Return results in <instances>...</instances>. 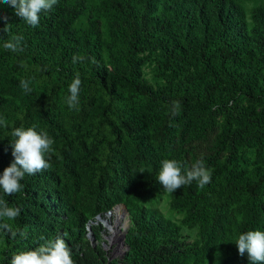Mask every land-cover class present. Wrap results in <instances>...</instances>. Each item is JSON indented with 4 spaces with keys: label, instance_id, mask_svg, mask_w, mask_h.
I'll list each match as a JSON object with an SVG mask.
<instances>
[{
    "label": "trees",
    "instance_id": "trees-1",
    "mask_svg": "<svg viewBox=\"0 0 264 264\" xmlns=\"http://www.w3.org/2000/svg\"><path fill=\"white\" fill-rule=\"evenodd\" d=\"M85 9L84 0H57L32 27L0 0V175L14 159V128L34 126L54 140L48 169L25 174L12 195L0 188V200L21 209L15 220L0 219V264L57 236L74 264L118 262L91 244L86 222L121 202L131 221L121 264H204L218 247L228 251L222 264H249L234 242L264 231V166L240 168L251 150H264V5L248 21L240 0H103L78 26ZM18 35L23 51L6 50ZM74 54L83 61L73 63ZM153 56L163 77L155 84L143 76ZM76 76L79 103L70 108ZM211 134L208 152L189 154ZM200 158L211 181L176 189L180 222L143 206L162 187V160L183 172ZM184 225L196 227L195 240L181 238Z\"/></svg>",
    "mask_w": 264,
    "mask_h": 264
},
{
    "label": "clouds",
    "instance_id": "clouds-1",
    "mask_svg": "<svg viewBox=\"0 0 264 264\" xmlns=\"http://www.w3.org/2000/svg\"><path fill=\"white\" fill-rule=\"evenodd\" d=\"M3 3L11 6L15 15L28 25L36 27L40 21V13L52 10L57 0H3ZM22 41V35L13 36L4 42L3 47L12 52H21L23 51ZM83 59L84 57L74 54L72 61L76 63ZM30 84L31 80H20V87L26 94L32 91ZM80 85L81 80L79 76H76L68 87L70 95L66 102L70 108H75L79 103ZM178 108L179 102L174 101V113ZM0 125L7 127L6 119L0 118ZM11 135L15 138L10 143L14 159L0 175V188L8 195L21 190V181L25 174L34 175L50 167L45 157L52 151L54 143L47 132H37L34 126L14 128ZM211 177L212 170L205 166L203 158L197 159L190 167L184 168L183 172L180 162L164 159L161 161L157 179L165 191L172 193L193 181L203 188L210 183ZM20 212L19 207H10L8 202L0 200V219L15 220ZM11 235L15 237L17 233L12 232ZM19 235L23 236L25 233L20 232ZM234 243L240 256L247 253L249 264H264V231L249 230L240 234ZM10 264H74V261L71 249L65 240L57 236L55 240L46 241L34 250L14 253Z\"/></svg>",
    "mask_w": 264,
    "mask_h": 264
},
{
    "label": "rangeland",
    "instance_id": "rangeland-1",
    "mask_svg": "<svg viewBox=\"0 0 264 264\" xmlns=\"http://www.w3.org/2000/svg\"><path fill=\"white\" fill-rule=\"evenodd\" d=\"M69 2H75L76 0H67ZM86 9L83 12L82 15H80L79 18L76 19V24L78 26H84L87 21V12L88 10L92 9L94 11L99 10L101 2L103 0H84ZM245 8V16L248 21H251L250 14H252L253 9L255 6L262 4L264 5V0H240ZM104 21V18H102ZM143 76L152 84H155L156 82H159L163 79L162 76L159 75V70L157 68L156 58L153 56L148 60V62L143 66ZM214 135L211 134L207 139L200 140L198 139L195 142L194 148L192 149V152L189 154H195V155H203L206 152H208L209 146L212 143ZM86 164V162L82 163ZM264 166V150L261 153H255L253 150H251V153L249 154L248 158L242 162L240 165V168L245 169V173L251 174V172L254 170L256 166ZM5 169V168H4ZM3 169V170H4ZM91 170H85V174L88 176L86 184L84 186L83 192L88 193L90 192V186L93 183V180L91 177ZM176 191V190H175ZM175 191L170 193L163 189V187L160 188L159 191H157V195L146 202H143V206L146 208H157L160 212H162L163 215L166 217L171 218L172 220H175L177 222H180L184 212L179 211L171 206V200L173 199L175 195ZM235 205V204H234ZM105 216L102 217L103 222L105 224H96L95 226L99 233V239L94 237L93 234V227H91V231H89L87 228L86 236L88 239H90V242L92 245H100L104 251V255L109 258V260L115 259L118 262L114 264H121V259L125 255L126 251L128 250L129 246L126 242L125 234L128 230V227L130 226V216L129 212L127 210L126 205L123 204H114L110 209H107L103 211L105 213ZM238 216L240 215L239 212ZM107 221L110 223L108 225ZM111 226V227H109ZM103 233V235H102ZM181 238H184L186 240H195L197 237V230L196 227H189L184 225L181 228ZM228 251L225 249L218 247L215 251V253L211 256L210 259L206 260L204 264H222L224 261V258L227 256Z\"/></svg>",
    "mask_w": 264,
    "mask_h": 264
},
{
    "label": "bare ground",
    "instance_id": "bare-ground-1",
    "mask_svg": "<svg viewBox=\"0 0 264 264\" xmlns=\"http://www.w3.org/2000/svg\"><path fill=\"white\" fill-rule=\"evenodd\" d=\"M99 222L105 224V223L103 222L102 216H101L100 214L96 216V224L99 223ZM92 223H94V222L91 221V222L89 223L90 227H91ZM107 223H108V225H110V223H109L108 221H107ZM109 227H111V226H109Z\"/></svg>",
    "mask_w": 264,
    "mask_h": 264
},
{
    "label": "water",
    "instance_id": "water-1",
    "mask_svg": "<svg viewBox=\"0 0 264 264\" xmlns=\"http://www.w3.org/2000/svg\"><path fill=\"white\" fill-rule=\"evenodd\" d=\"M118 205H120V204H123L122 202L121 203H117ZM97 214H99V213H97ZM95 221L96 220H93V222L95 223ZM86 228L89 230V231H91V227H90V225H89V219L87 220V222H86Z\"/></svg>",
    "mask_w": 264,
    "mask_h": 264
}]
</instances>
